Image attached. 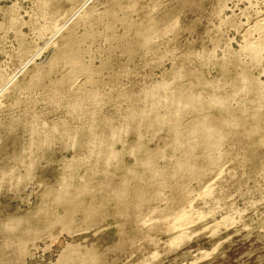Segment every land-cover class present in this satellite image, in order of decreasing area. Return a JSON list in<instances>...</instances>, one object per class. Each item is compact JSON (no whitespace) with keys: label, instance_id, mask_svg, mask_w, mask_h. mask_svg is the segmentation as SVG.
Masks as SVG:
<instances>
[{"label":"rangeland","instance_id":"374dc122","mask_svg":"<svg viewBox=\"0 0 264 264\" xmlns=\"http://www.w3.org/2000/svg\"><path fill=\"white\" fill-rule=\"evenodd\" d=\"M0 264H264V0H0Z\"/></svg>","mask_w":264,"mask_h":264},{"label":"bare ground","instance_id":"6f19581e","mask_svg":"<svg viewBox=\"0 0 264 264\" xmlns=\"http://www.w3.org/2000/svg\"><path fill=\"white\" fill-rule=\"evenodd\" d=\"M254 52H255V51H254ZM255 54H256V53H255ZM255 54H254V55H255ZM153 97H154V96H153ZM158 103H159V101H158ZM188 104H189V103H188ZM153 106H154V105H153ZM164 124H165V123H164ZM203 127H204V126H203ZM195 129H196V128H195ZM206 129H210V128L207 127ZM206 129H205V131H206ZM176 131H177V130H176ZM189 131H190V130H189ZM192 132H194V131H193V128H192ZM195 132H196V130H195ZM197 132H198V131H197ZM211 132H212V131H211ZM176 134H177V133H176ZM193 134H194V133H193ZM209 134H210V133H209ZM210 135H212V134H210ZM198 136H199V134H198ZM201 136H202V135H201ZM204 137H206V136H204ZM208 138H209V137H208ZM209 139H210V138H209Z\"/></svg>","mask_w":264,"mask_h":264}]
</instances>
